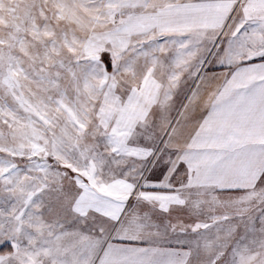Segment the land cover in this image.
<instances>
[{"label": "snow or ice", "instance_id": "6c2138e0", "mask_svg": "<svg viewBox=\"0 0 264 264\" xmlns=\"http://www.w3.org/2000/svg\"><path fill=\"white\" fill-rule=\"evenodd\" d=\"M0 264H264V0H0Z\"/></svg>", "mask_w": 264, "mask_h": 264}]
</instances>
